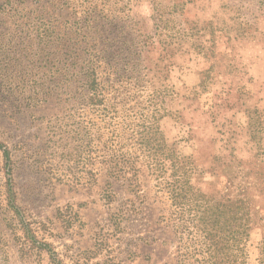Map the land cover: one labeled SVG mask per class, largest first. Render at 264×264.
Masks as SVG:
<instances>
[{
  "label": "rangeland",
  "instance_id": "1",
  "mask_svg": "<svg viewBox=\"0 0 264 264\" xmlns=\"http://www.w3.org/2000/svg\"><path fill=\"white\" fill-rule=\"evenodd\" d=\"M256 38L264 0H0V264H264ZM171 152L218 210L173 218Z\"/></svg>",
  "mask_w": 264,
  "mask_h": 264
},
{
  "label": "trees",
  "instance_id": "2",
  "mask_svg": "<svg viewBox=\"0 0 264 264\" xmlns=\"http://www.w3.org/2000/svg\"><path fill=\"white\" fill-rule=\"evenodd\" d=\"M4 156L8 158L9 156V151L5 149L3 151ZM114 159H119L118 161L124 162L126 165L130 166L129 170L132 169V171H136L137 168L135 167L134 163L137 160L138 156L133 155L130 153V151H122L120 153H116L113 155ZM167 158L171 161V166L174 167L178 163L179 166L183 169L177 176L173 179L172 183H167L168 188H169V199L171 200L170 205L174 208L173 212L174 213V219H178L179 221L182 220L183 218V213L187 211L191 216V220L196 219V213L197 209L195 207H202V212H206V210L211 211L212 207L214 210H218L219 204L215 202L209 201L207 198H203L200 196H196V194L191 191V186L189 185V181L187 179V171H191V163L184 158L177 157L173 152L170 154H167ZM123 168H119L118 170L120 171ZM165 173L162 169L160 170V175ZM171 175H174L171 174ZM190 196L196 197L195 199H192ZM214 204V206H212ZM194 207V208H193ZM192 211H194L192 213ZM212 211L211 213H213ZM202 222V227L200 228L201 231L205 232L207 235L212 236L215 231H221V229L218 230V224H217V219L214 217L213 221L210 222L209 219H199ZM205 225H212L210 228L207 229ZM215 226V227H214ZM190 234V230L187 232ZM214 263V261H213Z\"/></svg>",
  "mask_w": 264,
  "mask_h": 264
},
{
  "label": "crops",
  "instance_id": "3",
  "mask_svg": "<svg viewBox=\"0 0 264 264\" xmlns=\"http://www.w3.org/2000/svg\"><path fill=\"white\" fill-rule=\"evenodd\" d=\"M259 43L261 44V42L258 39L256 41H251V42L247 40L242 41L240 39L238 40L232 39V41L224 45L222 49L219 51L221 53L220 57L223 58L221 61L220 60L219 61L225 67L228 68L237 67L238 65L241 66L244 64L248 65L247 67H252V68H257L258 66L261 65L262 67H264V48L260 47L258 45ZM253 52H255L256 54L258 53V56L261 55L263 56V58L260 57L258 58L255 54H253ZM262 91L264 93V87L262 88ZM260 96H264V94Z\"/></svg>",
  "mask_w": 264,
  "mask_h": 264
}]
</instances>
